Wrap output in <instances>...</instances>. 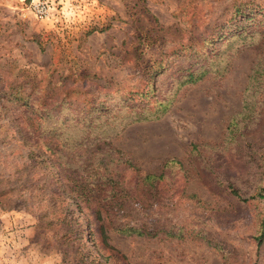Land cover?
Masks as SVG:
<instances>
[{
  "label": "rangeland",
  "instance_id": "1",
  "mask_svg": "<svg viewBox=\"0 0 264 264\" xmlns=\"http://www.w3.org/2000/svg\"><path fill=\"white\" fill-rule=\"evenodd\" d=\"M37 1L0 0V264H224L225 252L237 264H264L260 145L241 179L231 178L233 199L206 182L203 153L191 155L193 143L222 144L231 117L242 111L261 36L247 33L262 15L224 26L232 0H45L50 13L39 17ZM250 1L244 8L253 10L258 0ZM190 73L200 77L188 79ZM59 88L99 94L119 115L158 104L160 118L125 124L110 146L142 174L172 165L200 202L170 193L142 204L127 197L123 222L180 227L182 236L109 229L103 242L70 192L37 178L42 162L24 169L37 149L17 125V98L27 95L23 104H31Z\"/></svg>",
  "mask_w": 264,
  "mask_h": 264
},
{
  "label": "trees",
  "instance_id": "2",
  "mask_svg": "<svg viewBox=\"0 0 264 264\" xmlns=\"http://www.w3.org/2000/svg\"><path fill=\"white\" fill-rule=\"evenodd\" d=\"M248 3L251 1L232 0V12L223 22L224 26L234 20L243 23L242 20L256 15L253 12L262 15L257 22L259 27L247 33L257 32V35H261L255 44L258 59L249 75L248 97L242 111L231 117L221 145L209 142L191 144V155L202 156L203 153L206 159V182L216 190L215 193L226 194L229 199L238 194L232 179H241L249 168L250 160L259 157L258 150L252 148L254 145H260L258 149L261 148L262 152L259 161L264 162V29L261 28L264 25V2H255L253 10L244 8ZM199 77V74L190 73L188 79ZM86 95V92L74 94L59 88L47 97H32L31 104H23L27 103V95L17 98L21 103L17 109V125L26 142L37 149L28 152L29 162L24 169L28 172L42 162L37 178L42 180V184L52 187L60 184L63 191L70 192L80 211L91 220L87 229L90 233L97 232L103 242L107 240L109 229L149 237L159 233L170 237L182 236L184 233L180 227L136 228L123 222L124 199L127 197L138 198L142 204L144 198L170 193L168 197L200 202L196 194L185 191L186 179L172 165L158 173L142 174L140 168L121 150L110 146L111 138L125 124L160 118L162 111L158 104H154L156 108L152 111L127 108L119 115L120 111L113 108L116 104H107L99 94ZM96 107H100V110L93 115ZM112 113L114 119L108 121ZM104 125L109 127L103 128ZM248 139L250 142L246 143ZM38 156L41 160H38ZM35 181L31 180L33 183ZM77 227L79 230V224ZM206 236L209 244L217 246L209 234ZM223 259L224 264H237L235 256L230 253L225 252Z\"/></svg>",
  "mask_w": 264,
  "mask_h": 264
},
{
  "label": "built area",
  "instance_id": "3",
  "mask_svg": "<svg viewBox=\"0 0 264 264\" xmlns=\"http://www.w3.org/2000/svg\"><path fill=\"white\" fill-rule=\"evenodd\" d=\"M33 10L39 17H47L50 13V7L45 0H38L34 3Z\"/></svg>",
  "mask_w": 264,
  "mask_h": 264
}]
</instances>
